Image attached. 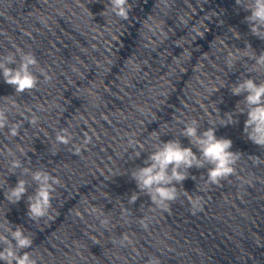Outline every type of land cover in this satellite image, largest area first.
<instances>
[{
  "label": "water",
  "instance_id": "water-1",
  "mask_svg": "<svg viewBox=\"0 0 264 264\" xmlns=\"http://www.w3.org/2000/svg\"><path fill=\"white\" fill-rule=\"evenodd\" d=\"M128 2L124 20L109 0H0V57L33 53L39 79L36 89L15 93L0 74V108L20 125L16 137L0 131V232L20 226L33 240L24 251L37 264H147L150 257L264 264V162L254 163L264 161V148L244 134L243 96L230 91L239 79L264 82V71L252 70L264 40L245 22L250 12L235 0ZM229 112L237 122L221 126ZM193 119L201 131L215 126L218 138L232 140L230 150L240 152L235 174L212 185L207 168L193 167L170 211L144 193L129 204L139 191L131 171L145 166L160 140L191 146L181 133ZM61 129L70 144H57ZM9 153L60 180L48 216L28 218L27 195L36 185L13 172ZM18 178L28 181V193L10 204L4 192ZM190 198L203 211L191 214Z\"/></svg>",
  "mask_w": 264,
  "mask_h": 264
},
{
  "label": "clouds",
  "instance_id": "clouds-1",
  "mask_svg": "<svg viewBox=\"0 0 264 264\" xmlns=\"http://www.w3.org/2000/svg\"><path fill=\"white\" fill-rule=\"evenodd\" d=\"M235 2L250 12V15L244 19L252 35L264 40V0H235ZM109 4L111 11L117 17L128 19L130 11L128 0H109ZM17 51L18 61L15 54L0 57V74L5 83L14 87L15 93L30 92L39 84V79L33 72L38 61L31 52ZM251 59L254 61L253 71H264V51L259 54L254 52ZM234 60L235 57L230 55L226 60L227 65L232 67ZM40 74L45 77L46 82L51 80V77L47 76L43 70ZM230 91L234 96H243L244 108L241 109L240 114L246 113L247 115L244 122V134L253 144L264 148V82L258 83L250 77L239 79L230 87ZM225 114L226 122L221 126L237 122L233 119V113ZM37 120L38 118L33 116L29 123L35 125ZM6 127L10 136H18L20 125L10 124L7 112L0 108V131ZM181 135L189 140L191 146L185 147L177 139L167 142L160 140L155 150L149 153L144 161L145 166H137L131 171V179L135 181L139 191L131 194L128 198L129 204L137 201L138 193H144L153 205L163 211H170V204L179 198L176 186L183 185L190 175L189 169L193 167L207 168V183L212 185H219L222 180L235 174V165L240 159V152L230 150L233 147L231 139L217 137L215 126L201 131L200 124L193 119L184 122ZM71 139L67 129H61L56 134L57 144L68 145ZM91 142L92 137L85 133L83 144L87 145ZM193 147L197 149L196 152L193 151ZM80 152L81 149L77 147L74 154L79 155ZM9 155L13 157L10 161V168L13 172L20 169L21 175H30L32 183L36 185L33 194L27 195L28 218L37 221L48 216L52 207L55 186L60 184V180L44 170L30 171L24 168L22 161L15 158L14 154L9 153ZM139 156L140 154L137 155ZM261 162L264 161H261L259 157L254 161L256 164ZM28 188V181L18 178L15 186H10L4 192V197L10 204H17L28 193ZM190 203L191 214L195 215L203 211L199 198H190ZM107 223V220L101 221L102 225ZM142 226L147 228V224H142ZM124 240H127V237H124ZM32 244L33 240L20 226L5 228L3 232H0V261L3 264H37L32 254L24 251L30 249ZM147 264H160V261L157 257H150Z\"/></svg>",
  "mask_w": 264,
  "mask_h": 264
}]
</instances>
